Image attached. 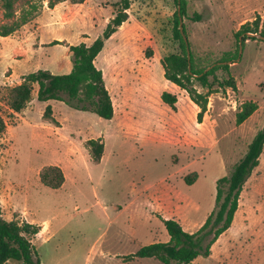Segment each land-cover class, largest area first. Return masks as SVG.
<instances>
[{
  "label": "rangeland",
  "instance_id": "rangeland-1",
  "mask_svg": "<svg viewBox=\"0 0 264 264\" xmlns=\"http://www.w3.org/2000/svg\"><path fill=\"white\" fill-rule=\"evenodd\" d=\"M186 1L183 26L201 67L240 50L241 25L264 16V0ZM129 2L127 21L96 59L114 105L111 120L61 101L40 102L37 85L21 113L9 108L8 95L39 70L69 74L70 46L101 37L120 0H67L54 8L48 0H20L17 17L31 4L38 11L13 35L0 36V111L7 123L0 134V205L6 221L41 227L32 238L41 264H163L123 257L168 242L164 220L196 233L215 209L218 180L230 176L264 126V41L244 43L231 68L238 90L213 94L199 123V109L187 92L164 77L162 60L181 51L173 41L176 1ZM195 15L201 20H191ZM12 21L4 18L0 0V26ZM217 76L228 78L221 71ZM164 92L178 98L176 110L163 102ZM246 102L259 108L238 125ZM92 139L104 143L99 163L90 154ZM50 166L64 172L60 189L41 182ZM193 174L197 180L190 185ZM191 264H264V150L243 187L232 226L209 257Z\"/></svg>",
  "mask_w": 264,
  "mask_h": 264
},
{
  "label": "trees",
  "instance_id": "trees-1",
  "mask_svg": "<svg viewBox=\"0 0 264 264\" xmlns=\"http://www.w3.org/2000/svg\"><path fill=\"white\" fill-rule=\"evenodd\" d=\"M20 0H4V18L13 20L9 25L0 26V36L6 38L13 35L25 26L38 11V6L31 4L17 17L15 4ZM67 0H48L49 7L54 8L58 3ZM178 10L174 17L173 41L179 44L180 52L169 54L162 60L164 77L183 91H186L190 100L198 107V121L202 123L208 112L210 97L220 91L226 93L227 89L237 91L236 79L232 75V65L237 63L239 50L235 53L227 52L221 59L207 67H201L184 39L186 29L181 27V19L187 17V1L175 0ZM75 4H82L85 0H72ZM130 8L129 0H120L116 16L107 25L102 36L91 45L81 43L70 46L72 56V70L69 74L57 75L47 70H39L23 78V82L12 88L8 95V106L14 113H21L31 102L34 86H38V100L40 102L61 101L82 112H92L105 120L114 117V105L106 87L104 75L96 66V59L103 51L105 43L127 21V10ZM193 21H200L201 16L195 15ZM249 34L264 37V16H257L253 21L241 25L236 33L238 43L243 38V45L247 40L264 41ZM187 37V36H186ZM56 44L61 42L56 41ZM208 67H212L207 71ZM221 71L227 79L221 81L217 73ZM213 78V81L210 78ZM199 84L206 92H199L195 87ZM217 86V88H215ZM163 102L176 110L178 98L164 92L161 96ZM255 102L244 103L237 113V124L241 125L257 110ZM52 115L51 106H47L45 116ZM7 123L0 111V134L6 131ZM88 146L92 160L99 163L104 154V143L99 140H89ZM264 150V126L256 134L249 145L245 156L234 166L230 176L217 182L215 209L206 222L196 233L186 232L174 219L164 220L165 228L170 240L156 242L143 246L140 250L123 257L124 262L135 259H156L163 264H191L198 257H209L212 246L226 231L230 229L239 208V201L243 187L259 165V158ZM65 175L61 168L50 166L41 173V182L48 188L57 190L65 183ZM197 180L193 174L187 178L192 185ZM41 231V227L23 222H8L2 216L0 205V264L15 261L20 264H41V260L32 238Z\"/></svg>",
  "mask_w": 264,
  "mask_h": 264
},
{
  "label": "water",
  "instance_id": "water-1",
  "mask_svg": "<svg viewBox=\"0 0 264 264\" xmlns=\"http://www.w3.org/2000/svg\"><path fill=\"white\" fill-rule=\"evenodd\" d=\"M181 27L183 26V19H181ZM249 36L250 37H253V36H255L256 38H258V39H263L264 40V37H261V36H259V35H256V34H249ZM184 39H185V41H186V43H187V45H188V39H187V37L184 35ZM242 51H243V38L241 37L240 38V50H239V54L241 55L242 54ZM212 67H210V68H208L207 69V71L208 70H210Z\"/></svg>",
  "mask_w": 264,
  "mask_h": 264
},
{
  "label": "crops",
  "instance_id": "crops-1",
  "mask_svg": "<svg viewBox=\"0 0 264 264\" xmlns=\"http://www.w3.org/2000/svg\"><path fill=\"white\" fill-rule=\"evenodd\" d=\"M96 63V62H95ZM96 66H97V64H96ZM102 71V70H101ZM209 107V106H208Z\"/></svg>",
  "mask_w": 264,
  "mask_h": 264
}]
</instances>
